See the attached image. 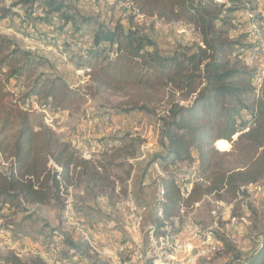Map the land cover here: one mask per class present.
I'll list each match as a JSON object with an SVG mask.
<instances>
[{
    "label": "trees",
    "instance_id": "1",
    "mask_svg": "<svg viewBox=\"0 0 264 264\" xmlns=\"http://www.w3.org/2000/svg\"><path fill=\"white\" fill-rule=\"evenodd\" d=\"M131 1L140 15L192 25L202 36L205 47H199L191 55L181 52L163 55L140 30L125 31L116 26L112 30H96L92 47L85 53L88 56L85 70H89L91 82L87 90L93 96L128 98L121 104L129 112L147 113L151 112V105L162 104L168 94L182 97L162 120L164 154L154 163L166 172L159 178L161 217L156 218V223L160 227L175 219L182 209L193 211L206 195L221 199L228 193L236 197L242 188L256 185L264 178V93L260 96L256 93L254 71L230 66L227 50L232 47L225 41L224 32L217 29L212 13L197 7L193 0ZM48 4L54 12L62 13L61 17L65 16L63 4L58 5L55 0H48ZM11 11L0 10L1 18L6 19ZM39 19L52 23L47 17ZM65 20L69 24L70 19ZM103 48L113 49L110 58L102 57ZM4 66L9 70L7 73H3ZM41 67L42 63L31 52L0 39V154L10 161L7 173L0 172V220H6L9 211L17 213L27 206L55 204L62 208L61 187L67 191L81 183V177L89 181L105 179L97 165L80 158L73 145L59 138L52 128L33 126L30 110L34 103H42L43 110L50 106L71 114L87 102L84 90L71 88L61 78L46 75L37 78ZM14 77L35 80L25 99L7 91L6 84ZM126 139H120L122 148L117 157L136 156L139 139ZM51 162L61 170H55ZM175 164L186 167L197 164L204 179L188 197L180 189V171H173ZM77 167L81 168L78 175ZM99 167L105 169L102 163ZM58 236H63L64 244L77 255L87 250L65 233L54 232L52 238ZM225 246L232 247L227 241ZM89 259L91 264H108L95 257ZM2 260L5 264H51L40 257L25 261L11 252ZM238 264H264V231L254 253Z\"/></svg>",
    "mask_w": 264,
    "mask_h": 264
},
{
    "label": "rangeland",
    "instance_id": "2",
    "mask_svg": "<svg viewBox=\"0 0 264 264\" xmlns=\"http://www.w3.org/2000/svg\"><path fill=\"white\" fill-rule=\"evenodd\" d=\"M55 1L58 5L63 4L64 17H61L62 13L54 12L55 9L49 6L48 0H2L0 5V10L2 11L12 9L11 14L6 19H2L1 15L3 13H0V39H6L15 47L31 52L42 63L43 67L38 69L36 77L40 78L46 75L61 78L71 88L84 90L87 94L86 104L78 110L73 109L72 115L70 114L71 116L69 117H66L60 111H56L57 109L54 107L47 106V109L43 110L40 106L42 103L32 104L30 112L33 126L37 129L48 125L57 126L58 129L64 128V132L60 134V136L64 137L67 134H75L80 128L82 140L88 134L89 129H91L90 132L95 129L97 137L93 139L94 143H99L103 139V137L98 135V128L109 132L105 136L107 137L105 138L106 140L120 137L127 133L125 138L128 139L125 141H129L130 135L136 133L139 135L137 137L139 146L149 145L150 147L151 152L146 154L145 167L153 165L157 157L164 154L161 131L162 120L167 116L172 104L182 101V97L168 94L169 96L162 104L150 106L151 112L134 111L136 114L143 116L142 120L137 122L139 130L135 132L133 128H126L127 120L125 116L131 112L121 103H125L128 98L124 99L108 95L96 97L87 90L88 86L91 85L90 77L83 71L86 68V57H88L85 53L89 48L84 47L87 45L84 41L88 37H93V33L96 30L101 28L112 30L116 26H121L125 31L129 29L140 30L155 42L156 50L170 56L180 52L188 55L196 53L199 47H204L202 36L192 25L170 23L159 20L157 17L140 15L131 0ZM193 1L197 7L203 8L216 17L217 29L224 32L225 41L232 47L227 50L231 62L230 66L244 71H254L256 75L254 85L257 89V95L260 96L264 93V0ZM40 17L49 18L52 21L51 24L54 23V25L41 21ZM66 17L70 19L69 24H66ZM101 52L103 58H110L113 49L103 48ZM2 69L3 73L9 71L5 66ZM34 83L35 80L28 81L25 77H14L7 82L6 89L14 93L16 98L25 99L29 88ZM90 121H96L98 126L92 125L91 127L89 125ZM134 122L135 120L132 121V123ZM233 140L236 141L237 137ZM230 145L229 151H231L232 143ZM101 149L99 148V150ZM96 157L99 158V155ZM186 168L188 169L189 167L187 166ZM80 170L81 168H76L75 172H77V175ZM160 170L163 174H166L161 167ZM177 170L182 172L183 167L177 166L173 171L176 172ZM114 173L120 177L123 175L119 169L114 170ZM80 179H77V182ZM126 185L114 184L112 188L114 191L120 189L123 196H125L124 193L130 191V187ZM256 185L264 188V178ZM161 188L159 186L156 196L150 202L151 207L154 209L152 216L155 215L159 206V198L161 197L159 191H161ZM99 191L88 186H82L84 196L82 195L80 201L85 203L92 200L96 194H99ZM247 197V191L239 192L236 197L225 193L221 199L206 195L202 199L204 202L200 214L203 216V214H211L213 210H217L220 215L219 225L224 229L230 222V220H224L225 208L222 205H227V207H230V218H239L240 223L244 224V227L251 228L252 232L257 235L254 238L258 239L261 230L264 229V198H260L257 202L255 201L256 203L249 204L244 209ZM127 198L129 197L126 196ZM117 204L118 200L115 201L114 205L117 206ZM143 204L146 206L147 203ZM50 206H30L29 214L25 213V209L17 210V213H8L9 217L4 220L2 226L4 225L3 227L9 229V225L12 224L22 239L30 237L31 239L39 240L40 236H45V240L48 242L54 236L55 231L60 234L63 233L61 229L64 207L57 206L58 209H55V207ZM79 209L76 205L78 212ZM243 210H246L250 216L243 215ZM240 212L242 213L240 214ZM211 217V223H213L214 218L212 215ZM152 219L150 217L149 221ZM52 234L53 236L50 237ZM222 240L224 242L227 241L223 236ZM0 241L2 242L1 237ZM227 242L232 247L228 248L225 246L221 252L204 260L201 264H238L242 257H248L256 249V243L251 240V249L247 253H241L237 249L239 244L235 245L229 241ZM82 252L84 258H91L87 250H82ZM68 253V250H64L61 254L68 256ZM4 255L5 252L4 254L0 252V264H5L2 260ZM29 260L31 258L25 259V261ZM89 260L91 264L92 259Z\"/></svg>",
    "mask_w": 264,
    "mask_h": 264
},
{
    "label": "built area",
    "instance_id": "3",
    "mask_svg": "<svg viewBox=\"0 0 264 264\" xmlns=\"http://www.w3.org/2000/svg\"><path fill=\"white\" fill-rule=\"evenodd\" d=\"M84 42L87 43L84 47H92L93 37H88ZM83 72L87 74L89 70ZM50 165L57 171L61 170L53 162ZM9 167L10 161L6 162L0 154V172L7 173ZM178 181L182 193L188 197L195 186L203 183L204 179L199 174L198 165L194 164L179 172ZM73 188L74 186L65 191L61 187V196L65 205L63 220L76 232L75 236L79 237L78 242L86 246L92 258L95 257L108 264H201L224 249L225 242L222 236L232 244H239L236 228L240 225V221L237 217L229 218V224L222 229L217 210L211 213L214 222L203 225L190 214L191 211L182 209L175 219L164 222L159 227L156 223V218L161 217L159 207L153 219L145 221L143 215L145 205L133 197L127 198L119 205L122 223L111 228L103 240H98L92 235L85 219L76 210L72 197ZM242 191H247L248 194L244 209L249 204L256 203V199L260 196H264V188L257 185H249L242 188ZM1 232L0 234L3 235ZM64 245L63 236L52 238L47 242L48 254L44 259L51 264H90L88 259L80 261L77 254L72 259L58 258ZM17 255L22 256L20 253Z\"/></svg>",
    "mask_w": 264,
    "mask_h": 264
},
{
    "label": "crops",
    "instance_id": "4",
    "mask_svg": "<svg viewBox=\"0 0 264 264\" xmlns=\"http://www.w3.org/2000/svg\"><path fill=\"white\" fill-rule=\"evenodd\" d=\"M160 53L166 55L163 52ZM60 112H62L66 117L72 115V114L70 115V112L67 111H60ZM142 117L143 116L141 114H136V112L133 113L131 112L130 114H126L125 116V119L127 120L126 128H133L135 132H138L139 128L137 127L139 126L137 125V122L142 120ZM133 120H135L136 123L135 122L132 123ZM89 125H91V127L92 125L98 126L96 121H90ZM48 126L57 133L59 138H61L64 141L70 142L73 145V147L78 151L80 158L86 161H91L95 165H97L98 171L100 172L102 177L105 178L102 180L97 179L94 181H89L86 180L85 178H82L81 183L76 184L72 190V197L75 201V205H77V207L80 208L79 213L82 215V217L85 219V221L91 228V233L96 239L103 240L104 236H106L110 232L111 228H113L116 224L122 223L123 219L121 216L122 214L119 212V203L126 200V196L133 197L136 201L142 204L147 203L146 206H144L145 209L143 207L144 209L143 215L145 221H149L150 217L152 218L154 217L152 216L154 209L151 207L150 202L156 196V193L159 190V186H161L159 178L162 176L163 173L160 170V166L158 164H153L147 168L145 167L146 166L145 159L147 157L146 154H149V152H151L149 149L150 148L149 145L138 147L136 156L134 157L127 156V154H123L122 157H117L116 156L117 152L122 148V143L120 142V139L125 138L127 133L120 137H114L106 140L105 138L107 137L105 136L106 134H109V132L98 128L97 130L98 135L100 137H103V139H101L99 143L96 142L94 143L93 139L97 137L95 129L92 132H90L91 129H89L88 134L85 135L86 137L82 140L80 128L75 134L73 135L67 134L66 137H64V136H60V134L64 132L65 130L64 128L58 129L57 126H53V125H48ZM138 136H139L138 134L134 133L130 135L129 138H137ZM99 148H102L103 151L101 152L102 149L99 150ZM97 155H99V158L96 157ZM99 163L105 165V169L99 167ZM177 166L183 167V170L186 168V165L184 164L175 165V167ZM116 169H119V171L122 172L123 175L121 177L116 173H114V170ZM128 171H131L129 177H127L126 175ZM114 184L115 185L127 184L126 186L130 187V191L124 193L125 196H123V193H121L120 189H117L115 191L113 190L112 186ZM82 186H86V187L88 186L100 190L99 194H96L92 198V200L82 203V201H80V198L82 199V195L84 196V192H82ZM161 191L159 192L161 193ZM260 198H264V196H260L259 198H257L256 202ZM114 199L115 201L118 200L117 206L114 205L115 204ZM203 202L204 200L199 202L196 208L193 211H191L190 214L199 223L203 225H210L212 220L211 214L206 213V215L203 214V216L200 214L201 213L200 210H202L201 208L203 206ZM222 206H224L225 208L224 220H229L230 207H227V205H222ZM31 207H35V206H31ZM31 207L27 206L25 212L26 214H29L28 210H30ZM36 207H40V206H36ZM50 207H55V209H58V207L55 204H52V206ZM243 211H244L243 215L247 217L250 216L248 215L246 210ZM8 213L11 212L9 211ZM241 213L242 212H240V214ZM3 222L4 220H0V227H1L0 231H2L1 233H3V235L0 234V237L2 238V242L0 241V252H2L3 254L5 252V255L10 252L16 254L20 253L22 254L23 260L25 259L27 260L29 258L34 259L36 257L44 258L48 254V250L46 246L47 242L45 240V236L44 237L40 236L39 240L31 239L30 237H25L22 239L21 235L18 234L15 226L10 224L9 229H6V227H3L4 225L2 226ZM61 231H63V233H65L68 237H70L72 241L77 242L79 240V237L75 236L76 232L70 229L68 225H66L63 218H62ZM263 231L264 229L261 230V233L259 234V238L255 239L254 237L257 236L256 233H253L251 228L244 227V224L240 223L238 228H236V233L240 241L237 249L241 253H247L249 249H251L252 242L256 243V249H257V246L261 243ZM55 232L58 233V231ZM250 240L252 242H250ZM64 250H68L69 255L68 256L58 255V258L72 259V257L75 256L74 255L75 250H72L69 246H67V244L64 245L63 252ZM82 254L81 253L78 254L79 256L78 258L80 259V261L86 259L82 256ZM246 258L242 257L241 261H244Z\"/></svg>",
    "mask_w": 264,
    "mask_h": 264
}]
</instances>
